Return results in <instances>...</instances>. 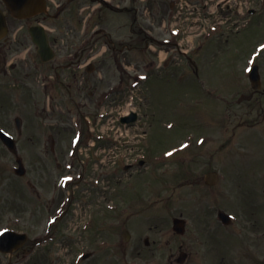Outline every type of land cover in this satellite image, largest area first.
I'll use <instances>...</instances> for the list:
<instances>
[{
  "label": "rangeland",
  "instance_id": "rangeland-1",
  "mask_svg": "<svg viewBox=\"0 0 264 264\" xmlns=\"http://www.w3.org/2000/svg\"><path fill=\"white\" fill-rule=\"evenodd\" d=\"M171 1L115 0L112 11L106 8L102 13L109 23L106 34L111 33L116 45L102 56L103 69L87 74L83 69L68 71L60 67L58 72L62 74L63 83L51 84L56 67L66 64V54L71 52L63 48V38L82 35L93 11L91 8L96 4L95 0H54L53 14L59 15L56 4H67L63 15L59 19L55 17L51 26L60 41L57 60L41 66L37 53L27 50L31 45L27 37L28 42L21 50L18 81L0 73V118L17 115L24 120L20 146L32 132H29V124L37 129L35 147L25 156V161L34 165V172L28 178H17L13 171L15 157L0 153V233L5 230L28 233V249L33 246V239L44 243L23 263L20 251L12 255L0 254V264H96L100 257L103 263L122 264L117 257L126 252L122 247L121 225L127 216L119 215L116 219L113 213L105 211L113 198L120 205L137 194L145 195V210L137 207L140 215L132 216V220L138 219L132 230L127 228L154 235L157 225L164 223L170 227L174 218L182 216L187 221V231L180 239L188 245L187 252L191 254L184 264H264V122L256 121L260 114L254 96L239 102L253 91L244 71L252 68V52L264 37V0L259 6L255 3L258 0H250L252 9H257L258 13L245 16L249 23L247 29L241 31L236 28L240 23L234 22L241 15L240 10L232 13L226 6L214 5L213 18H209L206 26L226 21V16L232 19L231 24L227 20L221 23L220 32L209 37L198 36L197 41L194 40L196 33L188 25L190 15L187 18L176 16V22L187 19V33L184 39L183 36L179 40L173 38L172 43L185 49H194L197 45V51L190 55L194 62L185 57L182 61L177 57L165 62L160 52L154 50L168 49V46H160V40L168 37L169 28H165V22L170 20ZM184 1L188 3L184 4L182 12L194 11L190 5L194 0ZM86 7L91 8L83 12ZM234 7L237 6L234 4ZM0 8H4L1 2ZM203 10L204 17L211 16L209 8L203 7ZM199 11L198 7L196 13ZM33 24L34 21L17 22L11 36L18 32L21 41H25L22 35L26 26ZM95 24L96 20L87 37L94 33ZM22 26L25 28L20 33ZM87 26L89 28V23ZM100 37L102 35L98 34L97 38ZM107 40L104 36L99 43ZM71 41L76 42L75 39ZM99 48L96 44L86 54L101 52L103 48ZM0 51H4L2 46ZM153 64H158L159 69H150L149 65ZM150 71L156 78L140 87L135 105L146 126L125 130L120 124L113 126L116 119H109L98 130L104 134L114 130L111 142L97 141L93 150H80L78 156L76 152L73 154L87 135L84 117L96 115L97 106L110 99L106 98L113 91L111 86L121 78L130 81L133 74L141 79L144 72ZM109 104L114 115L124 114V96L114 97ZM50 119L57 125H48ZM74 119H77L76 125ZM49 135H54L56 140L55 155L50 151ZM108 143L118 145L115 152L107 151L109 156L115 154L107 159L123 158L121 170L127 162L141 159L143 155L146 157L141 160L147 162V167L134 173L120 170L119 177L110 175L102 179L101 186L93 191L94 206L90 203L85 207L87 211L94 208L86 217L92 220L87 228L83 226L86 220L75 215L80 212L82 203L90 202V190L80 187L75 189L78 201L63 222L49 226L53 209L65 195L59 179L67 173L72 160L79 167L80 160L87 161L89 156L95 159ZM67 159L69 162L71 159L70 165L68 162L66 165L69 167L57 170V165H64ZM215 172L220 181L215 186H207L205 176ZM28 181L34 184V189L29 187ZM99 190L101 193L97 194ZM53 201H56L55 207ZM221 210L233 217L232 225L221 223L218 214ZM51 227L55 235L48 238ZM163 245L162 251H168L166 240ZM86 253L95 257L83 260Z\"/></svg>",
  "mask_w": 264,
  "mask_h": 264
},
{
  "label": "flooded vegetation",
  "instance_id": "flooded-vegetation-1",
  "mask_svg": "<svg viewBox=\"0 0 264 264\" xmlns=\"http://www.w3.org/2000/svg\"><path fill=\"white\" fill-rule=\"evenodd\" d=\"M102 4L100 5L99 9L101 8ZM100 14L99 17L97 16V23L98 25H102L103 27L106 26V22L102 23V10H99ZM11 35V34H10ZM9 35L8 38L0 42V46L4 49V51H0V73L5 76H11L14 82H17L18 79L20 78V69H19V64H20V52L22 50L23 46V41L20 39L17 35L13 38ZM76 40H80L79 36L76 38ZM50 41L55 44L56 40L53 37H50ZM107 43H112L114 44L113 41H106ZM82 45L86 46V39L81 40ZM262 43H264V37L262 40L256 45V58H255V63L258 67V73L260 75V84L257 89L253 90L250 93V96L247 98L249 99L250 97L254 96L257 100L256 105L257 109L259 110L260 116L258 117L257 122L260 121V124L264 122V116L262 112L264 113V48L262 47ZM80 44V43H79ZM76 45L72 44L71 39L70 40H65L63 42V48H65L67 51H70V49H74ZM79 54H77L76 59L80 60L84 55V50L85 48H78ZM5 52V53H4ZM4 53V54H3ZM65 61V60H64ZM65 64H62L63 67ZM72 64H69V67H71ZM101 65L98 66L100 68ZM13 82V83H14ZM12 126V123L9 119V117H2L0 118V125H5L8 126L7 124ZM29 132L32 130V132L28 135L29 138L28 140L24 141V145H19V154H12V153H6L8 150L3 144H0V151L2 154L5 156H12L17 158L18 156L22 157V160L25 164L26 167V173L28 176L32 175V172H34V165L30 163L28 160L25 161V156H27L26 152L29 149H33L35 147V136H36V129L31 128V126H28ZM19 135L22 136L24 135L23 130L21 133L19 132ZM18 135V136H19ZM27 136V135H26ZM262 137V136H260ZM18 141L20 142V137H18ZM56 150H52L51 153L53 155L56 154ZM6 151V152H5ZM36 156V154L34 155ZM33 158V157H32ZM65 164H58L57 165V170H64ZM134 176V175H133ZM145 176V175H144ZM28 185L31 188H35L34 184L31 181H28ZM117 191L114 193L116 194ZM39 196V193H37ZM140 195V196H139ZM142 195V196H141ZM114 199V198H113ZM112 199V204L113 207L111 209V213H113L117 219L119 215L127 216L126 221L123 222L121 225V239L123 241L122 247L123 249H126V252H124L123 255L120 257H117V261L121 262L122 264H181L180 259L182 258V254L185 253L186 255V261L190 258V253L187 252L188 250V245L185 243V241L181 240L180 238L183 237V235L177 233L174 231V226L173 222L170 227H166L163 224L157 225L156 232L154 235L151 233L150 235H146L143 231H138L134 230L133 232L131 231V227L135 225V221L138 219L136 218L135 220H132V216H139V210H145L144 208V203L146 202V197L144 194H137L134 197L129 198L126 201H123L120 203H116V201H113ZM65 203L64 197L59 200V203L56 207V209H53V217L58 219L54 224L51 226H58L61 222H63L65 216L68 214L67 209H63L61 213L56 214L57 211H59L63 204ZM142 205L140 208L139 206ZM56 206V201H53V207ZM139 208V210L137 209ZM138 210L135 212V210ZM63 214H65L63 216ZM61 216V218H59ZM175 219V218H174ZM173 219V220H174ZM60 220V221H59ZM160 221H164L160 219ZM130 227V229L127 228ZM128 231L127 235V240L124 238V231ZM144 233V234H143ZM138 234V236H137ZM54 232L52 230L51 236H54ZM153 238V239H152ZM47 238L45 237V240ZM164 240H166V245L168 246L169 250L166 252L162 251V246ZM134 243V244H133ZM38 244V241L34 243L33 248ZM126 244V245H125ZM126 247H124V246ZM38 246H36L37 248ZM23 252L26 254L28 253V250L24 249ZM94 256H90L89 259H93ZM87 260L88 258H83V260ZM104 263L106 264H116L115 261H105ZM102 258H97L96 264H104Z\"/></svg>",
  "mask_w": 264,
  "mask_h": 264
},
{
  "label": "water",
  "instance_id": "water-1",
  "mask_svg": "<svg viewBox=\"0 0 264 264\" xmlns=\"http://www.w3.org/2000/svg\"><path fill=\"white\" fill-rule=\"evenodd\" d=\"M9 7V9L12 11L13 15L20 18L25 17H31L35 14H38L44 10L45 3L43 0H4ZM0 23L4 24V19L2 17V13L0 12ZM6 28H4L0 24V31H5ZM34 39L36 43L40 47V53L43 57L47 59L44 54L46 53V50L49 48L48 44L45 43L44 38H40V36H35L34 31L32 30ZM48 60V59H47ZM217 181V175L211 174L206 178V182L208 184H213ZM179 231L182 232V227L177 226ZM25 240L24 237H18L17 235H14L13 233H6L4 236H2L0 240V247L3 251L9 252L10 250H13L17 247L19 240L21 241Z\"/></svg>",
  "mask_w": 264,
  "mask_h": 264
}]
</instances>
